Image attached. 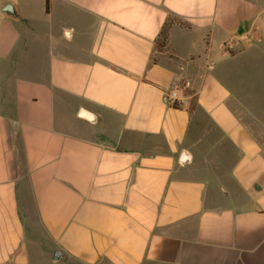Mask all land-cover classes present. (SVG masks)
Returning <instances> with one entry per match:
<instances>
[{
    "label": "crops",
    "instance_id": "obj_1",
    "mask_svg": "<svg viewBox=\"0 0 264 264\" xmlns=\"http://www.w3.org/2000/svg\"><path fill=\"white\" fill-rule=\"evenodd\" d=\"M0 264H264V0H0Z\"/></svg>",
    "mask_w": 264,
    "mask_h": 264
},
{
    "label": "trees",
    "instance_id": "obj_2",
    "mask_svg": "<svg viewBox=\"0 0 264 264\" xmlns=\"http://www.w3.org/2000/svg\"><path fill=\"white\" fill-rule=\"evenodd\" d=\"M48 10H49V0H47V11ZM176 22H178L182 25L184 24L183 22H180L176 18L171 17V18L167 19V21L163 25L159 39L157 41V44L159 47H161V48L165 47V45L167 44V41H168V37H169V29H170L171 25L176 23Z\"/></svg>",
    "mask_w": 264,
    "mask_h": 264
},
{
    "label": "built area",
    "instance_id": "obj_3",
    "mask_svg": "<svg viewBox=\"0 0 264 264\" xmlns=\"http://www.w3.org/2000/svg\"><path fill=\"white\" fill-rule=\"evenodd\" d=\"M166 101L169 105L177 107L180 104V99L178 96V91L176 89L170 90L166 95Z\"/></svg>",
    "mask_w": 264,
    "mask_h": 264
},
{
    "label": "water",
    "instance_id": "obj_4",
    "mask_svg": "<svg viewBox=\"0 0 264 264\" xmlns=\"http://www.w3.org/2000/svg\"><path fill=\"white\" fill-rule=\"evenodd\" d=\"M3 11L12 15H18L17 12L15 11V7L11 4H7L4 8Z\"/></svg>",
    "mask_w": 264,
    "mask_h": 264
}]
</instances>
